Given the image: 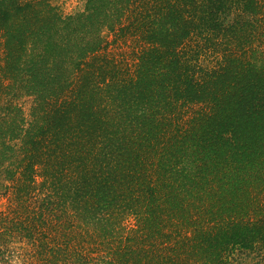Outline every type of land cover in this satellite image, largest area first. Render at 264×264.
<instances>
[{
  "label": "trees",
  "instance_id": "16d2710c",
  "mask_svg": "<svg viewBox=\"0 0 264 264\" xmlns=\"http://www.w3.org/2000/svg\"><path fill=\"white\" fill-rule=\"evenodd\" d=\"M0 0V264H264V0Z\"/></svg>",
  "mask_w": 264,
  "mask_h": 264
},
{
  "label": "rangeland",
  "instance_id": "374dc122",
  "mask_svg": "<svg viewBox=\"0 0 264 264\" xmlns=\"http://www.w3.org/2000/svg\"><path fill=\"white\" fill-rule=\"evenodd\" d=\"M64 3H66V8L68 10L73 9L78 3L77 0H62Z\"/></svg>",
  "mask_w": 264,
  "mask_h": 264
}]
</instances>
